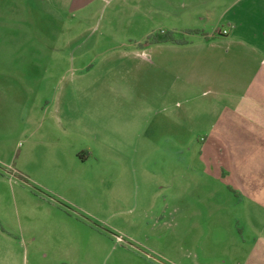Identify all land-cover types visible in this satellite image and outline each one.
Segmentation results:
<instances>
[{"label": "rangeland", "instance_id": "rangeland-1", "mask_svg": "<svg viewBox=\"0 0 264 264\" xmlns=\"http://www.w3.org/2000/svg\"><path fill=\"white\" fill-rule=\"evenodd\" d=\"M200 6L0 0V264H264L263 110L240 97L236 109L199 97L186 115L173 109L174 134L212 130L230 152L225 175L215 145L186 159L160 146L157 127L146 134L165 120L136 92L197 68L154 37L208 28L217 18Z\"/></svg>", "mask_w": 264, "mask_h": 264}, {"label": "crops", "instance_id": "crops-1", "mask_svg": "<svg viewBox=\"0 0 264 264\" xmlns=\"http://www.w3.org/2000/svg\"><path fill=\"white\" fill-rule=\"evenodd\" d=\"M201 4L200 11L205 9L210 12L212 9L216 22L208 28L187 27L184 31L188 37L159 42L181 48V53H185L181 58V68L185 70L196 66V76L185 75L174 79L172 74L165 72L152 77L150 91L136 93L147 95L154 117L158 115L165 120L164 124L156 125L151 119L152 125L150 123L145 128L148 136L154 137L163 131L157 138L160 146L163 143L171 155L183 151L186 159L193 146L202 155L209 153L210 144L215 145L216 150L212 148L214 157L220 174L225 175L230 173L227 165L232 160L231 154L220 150L221 147L216 145L217 137L211 139L214 136L212 130L205 129L198 138L193 132L186 137L174 134V126L178 124L172 111L180 109V113L186 115L187 109H194L191 104L196 97L200 98L199 103L213 109H236L238 102L235 99L240 97L245 100L243 108L249 113L264 112V0H201ZM223 29L226 31L223 32ZM158 65H161L160 61ZM173 96L182 97L187 105L174 108L171 102ZM220 97L226 99L222 108L219 107ZM137 110L140 112V109ZM254 119L258 122L256 125L264 127V117H260V121ZM156 127L160 131L154 135ZM85 149L86 157L94 156L93 148ZM150 157L145 153L144 158ZM226 188L233 195H238L234 185L227 184Z\"/></svg>", "mask_w": 264, "mask_h": 264}, {"label": "trees", "instance_id": "trees-1", "mask_svg": "<svg viewBox=\"0 0 264 264\" xmlns=\"http://www.w3.org/2000/svg\"><path fill=\"white\" fill-rule=\"evenodd\" d=\"M154 38H156V41H164V40H172L174 39L172 36V32L171 31H165L161 34H159L157 37L155 36Z\"/></svg>", "mask_w": 264, "mask_h": 264}, {"label": "built area", "instance_id": "built-area-1", "mask_svg": "<svg viewBox=\"0 0 264 264\" xmlns=\"http://www.w3.org/2000/svg\"><path fill=\"white\" fill-rule=\"evenodd\" d=\"M226 30L225 29H223V32H225Z\"/></svg>", "mask_w": 264, "mask_h": 264}]
</instances>
